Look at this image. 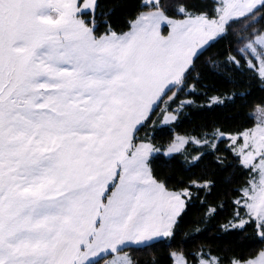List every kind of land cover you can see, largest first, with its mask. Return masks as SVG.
<instances>
[{
    "label": "snow or ice",
    "instance_id": "6c2138e0",
    "mask_svg": "<svg viewBox=\"0 0 264 264\" xmlns=\"http://www.w3.org/2000/svg\"><path fill=\"white\" fill-rule=\"evenodd\" d=\"M127 10L115 22L100 0H0V264H145L129 250L155 245L150 264H264V97L209 80L251 73L264 91V0ZM229 105L230 124L173 131L189 107ZM217 168L232 186L213 201ZM213 222L259 247L182 246Z\"/></svg>",
    "mask_w": 264,
    "mask_h": 264
},
{
    "label": "trees",
    "instance_id": "16d2710c",
    "mask_svg": "<svg viewBox=\"0 0 264 264\" xmlns=\"http://www.w3.org/2000/svg\"><path fill=\"white\" fill-rule=\"evenodd\" d=\"M100 3L105 7V10L112 11L111 19L115 22L122 21L129 16V11L127 10V5L130 3V0H100ZM223 43V42H221ZM220 45H216L213 48L208 49L205 52L198 62L199 64H204L208 58L215 59V52ZM251 73H246L243 78H237V84L234 85L232 83H226L223 79L215 76H210V81H215V87L221 89H230V90H250L252 95L248 97L249 101L259 100L261 97H264V91L260 90L259 83L257 81H250L249 77ZM241 79L243 83H241ZM199 103L204 105L206 103L204 98H200ZM241 103L240 101L237 104ZM232 106L229 105L228 109L224 108H214L210 109L207 107H189L187 108L180 116L179 121L175 129L173 130L176 134L183 135L185 133H191L194 129H200L206 126H210L215 122H224L226 125L230 124L231 121H227L225 119L226 116L232 115L233 113L229 111ZM158 137L166 138L168 135V130L163 129L157 133ZM207 163V161L205 162ZM204 165H200L197 168H187L180 169L177 167V171L175 176H183L187 177H195L201 174L200 169L203 168ZM214 179L217 181V190L213 193L211 199L214 201L217 196L226 188L231 187L232 185L225 182V178L231 174V169H219L217 168ZM232 179L235 181L237 177L233 176ZM173 182H175V177L173 178ZM201 212V205L199 202L193 203L190 208L188 215L185 217V225L187 229H193L195 225L191 223V221L195 220L199 213ZM226 215V213H222V216ZM218 217L217 219H221ZM214 226L212 227L211 232H206L198 235L195 239L185 238L182 246L188 250L194 249L201 243L210 244L213 248L216 247H226L229 245H234L236 243H243L246 247L255 248L259 247V243L256 239L252 238L250 231L245 234L232 233L225 234L223 232L218 231L219 225L213 222ZM203 227V225H201ZM241 235L246 236V239L241 240ZM181 238H177V243H180ZM164 248V245H155L149 248H141L135 250H129L130 254L133 255L137 260L145 262V264H150L152 256L154 253H159Z\"/></svg>",
    "mask_w": 264,
    "mask_h": 264
}]
</instances>
